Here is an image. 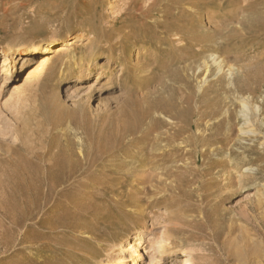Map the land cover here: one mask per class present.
I'll return each mask as SVG.
<instances>
[{
    "label": "rangeland",
    "instance_id": "1",
    "mask_svg": "<svg viewBox=\"0 0 264 264\" xmlns=\"http://www.w3.org/2000/svg\"><path fill=\"white\" fill-rule=\"evenodd\" d=\"M83 1L0 0V50L86 36L43 94L0 54V264H264V0Z\"/></svg>",
    "mask_w": 264,
    "mask_h": 264
},
{
    "label": "bare ground",
    "instance_id": "2",
    "mask_svg": "<svg viewBox=\"0 0 264 264\" xmlns=\"http://www.w3.org/2000/svg\"><path fill=\"white\" fill-rule=\"evenodd\" d=\"M88 3H90V4H88ZM93 3H94V0H84L82 2V4H84V5L86 4V7H90L91 5L93 6ZM88 12L91 13L89 8H88ZM85 38H86V36H82L81 35V36H75V37L71 38L70 40H66V41L64 40V41H62V43H61L62 45H60V43H54L53 46L54 45H58V44H59V46H58L57 51L52 52V53H48V52H50L49 51V47H50V44H52V43L51 42L46 43L47 44V48L45 49V51L44 52H40L39 54H37L38 55V58H33V59L32 58L30 59L28 57V56H30L29 52L36 51L35 50L36 49L35 46L37 44H31L29 46H17V47L7 46L6 48H2L0 50V54H2L4 56V59H3V62H2V67L3 68L9 67L12 64L13 57H15V56H16L15 60H17L18 57L21 58V60H23V59L26 60L24 62V65L25 64H28L29 65L32 62H34V63L31 64V66L26 71L27 74H26V79H25V86L30 88L31 93L35 92V94L36 93H42L43 94L44 91H45V89H47V86H48V83H49V82H39V76H40L41 72L43 71L44 66L46 64H48L50 61L52 62V60H54L55 64L56 63L57 64L58 63H62L63 64L65 58H67V60L70 58V48L73 47L76 43L83 41ZM93 44H94V42L91 43V47H90V50H89V54H90V57H91L90 59L91 60L92 59L93 60L96 59V57H95V48H93ZM111 49L112 48H110L109 51H112ZM53 53H57V55L54 57V59L52 57ZM71 60H68L67 63L70 64L69 61H71ZM76 60H77V58L76 59H73L74 62H77ZM90 63H91V61H89V65H90ZM89 65H88V67H86V65H85V67H80V68H79V66H77L78 68L76 69V73L74 75V78H75V80L79 81V84H77L74 87L75 92H74L73 95H78L79 96V95L85 93L86 92L85 90H87V89L89 90V86H88L87 81L89 80V76L92 73V69H91L92 67L90 68ZM7 71H10V70L7 69ZM34 82H37V86H36L37 89L32 86V84ZM23 90H24V88H20L17 84H14L12 86V92H11V96L10 97L13 98L14 95L19 96L20 93H22ZM7 102H10V101H7ZM242 103H243V106L244 107H247V105L249 104L248 101H243ZM255 110H256V113H261L260 107L256 106V109ZM244 114H245V112H244ZM256 116H257V114L254 115V118L255 119L257 118ZM252 123H253L252 121H251V123L247 122V123L244 124V127H241L240 132H241L242 135H248V136H250L249 133H251V134L254 135V133L256 132V130L254 131V130H247L246 129V127L248 125L249 126H252V125H250ZM245 129L247 131H245ZM244 178H246L245 175H242L241 176V179H244ZM157 191H159V190H157ZM125 214L128 217L132 216L131 213H125ZM169 225L170 224H168L166 222V226H165L166 228H165V232L163 233V237L162 238L159 237V241L157 242V246H158L159 250L161 251V253L164 252L165 247L171 245V243H169V241L171 240L172 235L170 233V228H168ZM145 236H146V233L145 232H140L139 234H137V239L134 242H132V241L129 242L128 240H126L123 244H121L118 247L117 254H115V256H113V258H110V257L107 258L106 260H104L102 262V264H110L111 262H114L113 264H116L118 262L119 263L126 264L127 263L126 258H127V254L128 253L131 254V255L132 254L135 255L133 257V261H132L133 263L135 262L137 264V262L140 261L139 264H141L142 261H143V259H144V255L142 254V251H146V248L144 249L145 244H143V242L145 240ZM142 238L144 240H142ZM151 245H155L154 242H152ZM153 260H155V258H153ZM193 263L194 262H193L192 259L187 258L183 264H193Z\"/></svg>",
    "mask_w": 264,
    "mask_h": 264
}]
</instances>
